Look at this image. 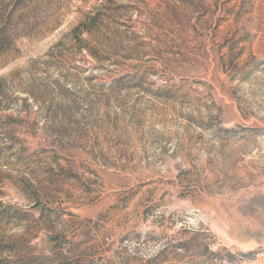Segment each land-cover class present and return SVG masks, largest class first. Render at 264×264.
Masks as SVG:
<instances>
[{"label":"rangeland","instance_id":"rangeland-1","mask_svg":"<svg viewBox=\"0 0 264 264\" xmlns=\"http://www.w3.org/2000/svg\"><path fill=\"white\" fill-rule=\"evenodd\" d=\"M24 4L0 0V264H264V0Z\"/></svg>","mask_w":264,"mask_h":264},{"label":"trees","instance_id":"trees-1","mask_svg":"<svg viewBox=\"0 0 264 264\" xmlns=\"http://www.w3.org/2000/svg\"><path fill=\"white\" fill-rule=\"evenodd\" d=\"M44 0H25V4L23 5V9L27 10L26 19L28 20L30 25L40 24L41 16V4ZM8 10V9H7ZM4 8H0V48H4L5 46H10V38L11 33L8 30V25L14 23L16 10L8 12ZM7 12V14H6ZM2 50V49H0Z\"/></svg>","mask_w":264,"mask_h":264}]
</instances>
